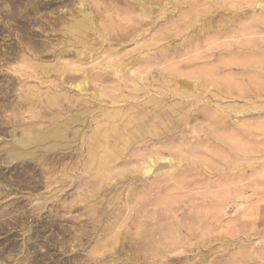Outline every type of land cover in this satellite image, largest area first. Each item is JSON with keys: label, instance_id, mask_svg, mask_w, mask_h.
I'll list each match as a JSON object with an SVG mask.
<instances>
[{"label": "rangeland", "instance_id": "1", "mask_svg": "<svg viewBox=\"0 0 264 264\" xmlns=\"http://www.w3.org/2000/svg\"><path fill=\"white\" fill-rule=\"evenodd\" d=\"M0 264H264V0H0Z\"/></svg>", "mask_w": 264, "mask_h": 264}, {"label": "bare ground", "instance_id": "2", "mask_svg": "<svg viewBox=\"0 0 264 264\" xmlns=\"http://www.w3.org/2000/svg\"><path fill=\"white\" fill-rule=\"evenodd\" d=\"M89 155L90 156H93V151H92V149L90 150V153H89ZM107 157V156H106ZM92 161H94V164H95V162H96V165H97V167L99 168V167H101L100 169H102V167H105L106 166V163H108V158L106 159V158H98L97 160H95V159H92Z\"/></svg>", "mask_w": 264, "mask_h": 264}]
</instances>
